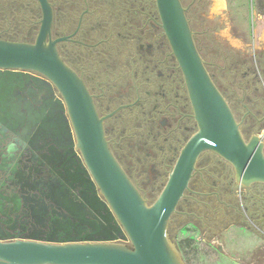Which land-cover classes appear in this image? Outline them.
I'll use <instances>...</instances> for the list:
<instances>
[{
  "label": "water",
  "instance_id": "95a60500",
  "mask_svg": "<svg viewBox=\"0 0 264 264\" xmlns=\"http://www.w3.org/2000/svg\"><path fill=\"white\" fill-rule=\"evenodd\" d=\"M38 1L34 42L0 39V188L8 190L0 195V264H184L167 230L199 156L226 161L238 185L264 184L263 142L243 137L181 1L154 0L197 129L148 204L110 151L87 87L59 55L63 38L50 37L49 4ZM4 131L25 155L14 154Z\"/></svg>",
  "mask_w": 264,
  "mask_h": 264
},
{
  "label": "flooded vegetation",
  "instance_id": "af4514ba",
  "mask_svg": "<svg viewBox=\"0 0 264 264\" xmlns=\"http://www.w3.org/2000/svg\"><path fill=\"white\" fill-rule=\"evenodd\" d=\"M46 1L52 12L50 37L63 38L56 45L59 55L84 82L98 116L103 119L110 151L140 194L147 199L163 187L167 172L181 147L197 129L182 72L162 28L155 23L159 19L157 11V16L154 13L151 15L153 21L148 34L144 37L141 30L140 35L131 39L137 49L135 60L142 64L135 73L143 76V82L148 87L142 89L134 85L124 91L107 84L105 88L97 89L98 82L91 85L96 75L84 70L81 54V49L94 48L87 38L90 29L86 32L84 27V18L90 12L91 4L86 3L76 19L67 22L64 15L69 3ZM17 12L34 13L27 20L29 28L25 33L15 25V20L12 22V16ZM41 17L38 0H0V39L34 42ZM117 34L122 37V32ZM96 53L99 61L104 63L106 59H101L105 58L101 56L107 55L100 51ZM204 62L208 70L209 63ZM230 71L236 79L221 88L215 73L208 70L234 117L240 114L236 120L244 135L256 131L264 123V50L249 59H237ZM28 74L37 75L35 72ZM234 87L242 93L241 97L235 94ZM226 90L234 92L232 100H229ZM128 127L132 129L126 133ZM3 140L13 143L17 157L25 155V150L13 142L8 131H4ZM205 158L208 160L204 161ZM226 165L229 166L215 153L202 152L188 187L171 215L168 233L173 238L184 221L195 223L201 230L209 232L208 238L231 226L243 227L263 243L254 249L246 264H264V184L238 185L233 178V169H224ZM7 191L1 187L0 195ZM12 233L2 232L4 235ZM16 234L26 233L20 231ZM218 248L221 250L220 246Z\"/></svg>",
  "mask_w": 264,
  "mask_h": 264
},
{
  "label": "rangeland",
  "instance_id": "374dc122",
  "mask_svg": "<svg viewBox=\"0 0 264 264\" xmlns=\"http://www.w3.org/2000/svg\"><path fill=\"white\" fill-rule=\"evenodd\" d=\"M185 8V15L193 31L194 41L203 60L209 63L208 70L215 73V79L221 88L236 79L230 71L232 63L239 58H251L264 50V0H180ZM69 3L65 20H75L86 3L91 4L90 12L84 18L88 39L94 44L93 49H81L82 64L87 73L96 77L91 85L98 82L96 88H105L107 84L118 90L132 89L139 85L146 89L143 76L136 70L142 64L135 60L137 49L131 39L144 37L151 28V15L156 14L154 0H61ZM68 5V4H67ZM34 13L17 12L12 16L24 33L29 28V20ZM19 22V23H18ZM155 23L159 26L160 20ZM122 32V37L117 32ZM106 56L104 63L96 52ZM104 64H106L104 66ZM236 82H234L235 84ZM150 87V86H149ZM235 94L242 93L235 88ZM232 100L234 92L226 90ZM131 94V92H130ZM232 94V95H231ZM229 105V104H228ZM243 112V110H241ZM239 119L240 114H236ZM238 121V120H237ZM128 127L126 133H129ZM257 134L264 145V123L256 131L246 132L248 139ZM214 157L211 158L213 160ZM205 158L204 161H207ZM209 162V161H208ZM212 162V161H211ZM214 163V162H213ZM224 169H232L229 165ZM171 169L168 170V173ZM162 188L148 196V204L158 196ZM261 190V189H258ZM209 232L200 229L195 223L184 221L168 238L178 247L184 264H246L254 249L262 242L247 229L231 226L222 233L208 238ZM263 244V243H262ZM218 246L221 247L219 250Z\"/></svg>",
  "mask_w": 264,
  "mask_h": 264
},
{
  "label": "bare ground",
  "instance_id": "6f19581e",
  "mask_svg": "<svg viewBox=\"0 0 264 264\" xmlns=\"http://www.w3.org/2000/svg\"><path fill=\"white\" fill-rule=\"evenodd\" d=\"M219 5L222 6L223 5V1L219 0Z\"/></svg>",
  "mask_w": 264,
  "mask_h": 264
}]
</instances>
